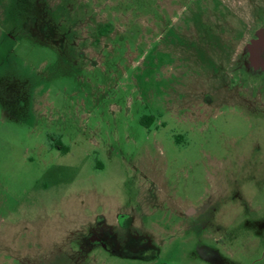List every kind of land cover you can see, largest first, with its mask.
Returning <instances> with one entry per match:
<instances>
[{
	"label": "rangeland",
	"instance_id": "374dc122",
	"mask_svg": "<svg viewBox=\"0 0 264 264\" xmlns=\"http://www.w3.org/2000/svg\"><path fill=\"white\" fill-rule=\"evenodd\" d=\"M0 264H264V0H0Z\"/></svg>",
	"mask_w": 264,
	"mask_h": 264
}]
</instances>
